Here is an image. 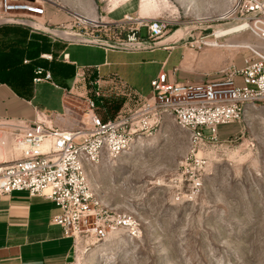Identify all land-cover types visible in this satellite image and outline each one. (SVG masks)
<instances>
[{
	"label": "rangeland",
	"instance_id": "obj_1",
	"mask_svg": "<svg viewBox=\"0 0 264 264\" xmlns=\"http://www.w3.org/2000/svg\"><path fill=\"white\" fill-rule=\"evenodd\" d=\"M234 1L53 0L47 18L57 13L67 15L74 23L80 20L87 24H110L126 15L167 20L170 27L160 41L180 36L178 43L167 47H176L183 61L189 55L194 57L182 75L188 76L183 82H196L227 66L244 65L248 49L227 43L257 42L253 34L242 32L217 40V47L205 44L214 40L216 33L236 28L233 23L216 21ZM46 38L24 31L8 32L0 36V59L9 63L22 60L25 65L26 60L37 59L49 49ZM63 50L64 46H57L54 53L57 56ZM67 53L80 68L93 69L89 65L102 58L80 45L69 46ZM179 54L172 58L170 67ZM163 58V53L131 55L115 51L108 58L110 66L99 74L104 79L116 76L127 84L131 81L141 95L148 97L151 81L160 68L156 60ZM32 63L26 65L32 68ZM13 68L6 65L4 70ZM46 68L57 87L38 85V103L61 112V96L65 88L70 89L75 68L57 62L46 64ZM237 81L242 85L240 78ZM102 93L101 109L110 119L122 108L128 111V98L122 92L112 93L102 87ZM65 104L70 117L61 112L51 120L58 119L64 129L70 130L69 122L79 126L83 106L75 97L66 99ZM20 154L0 128V169ZM199 160L206 162L204 170L199 171ZM87 174L100 198L114 212L128 214V230H118L102 242L77 241L70 264H264V104L251 106L241 122L221 126L218 141L200 145L194 143L190 133L166 119L133 150L88 167ZM198 177L202 186L195 190Z\"/></svg>",
	"mask_w": 264,
	"mask_h": 264
},
{
	"label": "built area",
	"instance_id": "obj_2",
	"mask_svg": "<svg viewBox=\"0 0 264 264\" xmlns=\"http://www.w3.org/2000/svg\"><path fill=\"white\" fill-rule=\"evenodd\" d=\"M53 4V0H0V27H23L63 44L70 43L45 34L39 26L76 33L78 30V34L93 39L127 45L159 42L170 27L164 19L128 17L110 24L79 20L70 27L53 26L47 18V9ZM216 21L238 22L236 27L245 25L239 33L250 32L264 42V0H235ZM248 51L241 68L230 65L202 81L177 82L169 73H160L151 81L150 96L137 108L112 119L105 118L106 111L101 109L104 96L99 69L76 68L64 98L75 97L83 106L78 127H57L44 115L27 126L0 122V128L21 152L20 158L0 169V204L14 192L50 200L60 210L52 224L73 238L75 244L83 240L106 241L118 230H128V214L114 212L100 198L88 180V167L130 152L166 119L190 133L197 145L218 141L221 126L241 122L251 106L264 104V51ZM41 59L50 63L55 60L53 54H44ZM62 62L69 63L67 54L62 56ZM34 74L35 84L52 82L49 70L37 67ZM197 165L201 171L206 162L199 160ZM201 186L198 177L193 189Z\"/></svg>",
	"mask_w": 264,
	"mask_h": 264
},
{
	"label": "crops",
	"instance_id": "obj_3",
	"mask_svg": "<svg viewBox=\"0 0 264 264\" xmlns=\"http://www.w3.org/2000/svg\"><path fill=\"white\" fill-rule=\"evenodd\" d=\"M126 17H128V15L124 16L122 20L115 21L114 23L121 22ZM72 21L73 20L70 21V17L67 15L65 16L57 13L50 19L53 26L70 27L74 24ZM23 31L31 35H39L32 34L28 29L23 27L2 26L0 27V36H7L8 32H11L12 35L13 33ZM46 39L49 49L42 52L37 59H29V61H25L29 62V65L32 62H35V64L32 63V68H29L28 65H26L27 63L24 65L23 62L22 64V60H16L14 63H9L6 61L4 62V59H0V122L22 124L23 126H27L36 122L37 116L41 117V115H44L51 120L54 116H61V112H64V114H69L70 117V109L65 104L64 94L61 96V112L57 111L53 107H50V105H47L44 102L38 103V85L44 84L53 87L57 86H55L56 84L53 82V75L50 70L52 82L35 84V76L32 74V69H34V67H41L48 70L46 68V64H53L54 62L67 67H74L75 69L73 74L72 76L70 75L71 86L76 75V68H80L77 66L75 61H72L71 55L67 53V48L73 45L55 42L50 38ZM206 45L214 46L210 44ZM57 46H64V50L56 56L54 50ZM80 46L89 47L90 50L94 53L100 54L102 57H99L98 62L89 65V67L93 66L94 70L99 69L98 74L102 68L110 66L111 63L108 61V58L115 51L107 50L101 47L85 45ZM217 46L220 45L218 44L214 47ZM222 46L227 47V45ZM176 49V47H165L154 51L124 53L131 55H155L157 53H163L164 58L156 60L160 66L156 77L160 73H169L171 78L175 81L183 82V80L185 81L188 76L182 75V73L184 74L186 71L185 69H188L189 65H191L195 59L193 56L189 55L183 61ZM177 53L179 54V57L176 63L170 67L172 64V58ZM44 54H53L55 60L50 63L41 59V56ZM64 54L68 55L69 63L62 62V56ZM6 65H11V67L14 68L6 71L4 70ZM24 67L28 69L25 70ZM21 73H24L23 80H21L19 76ZM101 79L103 80L102 84L104 91L109 90L112 93L122 92L123 96L128 98L125 103V106H128V111L137 108L141 104L142 100L147 97L145 95H141L140 91H138L135 87L136 85H134L131 81L130 83L128 81L127 84L116 76H109V78L106 79L101 77ZM130 90H132L133 93H130ZM124 110L125 109L122 108L121 110L116 111V116H119L127 111V109L126 111ZM105 118H109L107 113ZM59 122L60 121H58V119H55V121L52 120V123H55V126L64 128V124ZM68 126L71 128L76 127L73 122H69ZM19 157H21V154L18 158ZM58 214H60V210L53 202L42 197H31L27 192H14L9 197L5 198L0 204V264H70L75 255V242L73 238L66 237L60 227L52 224V218Z\"/></svg>",
	"mask_w": 264,
	"mask_h": 264
},
{
	"label": "water",
	"instance_id": "obj_4",
	"mask_svg": "<svg viewBox=\"0 0 264 264\" xmlns=\"http://www.w3.org/2000/svg\"><path fill=\"white\" fill-rule=\"evenodd\" d=\"M235 24L237 26L238 22H230ZM41 31H43L45 34L55 37L65 43H70L74 45H86V46H94V47H101L113 51H127V52H143V51H154L157 49L165 48L167 46H173L170 40H167L166 42H156V43H150V42H144L138 45H127V44H120L108 40H98L93 39L90 37H87L82 34H78L73 31H67V30H61V29H55V28H49V27H43L39 26Z\"/></svg>",
	"mask_w": 264,
	"mask_h": 264
},
{
	"label": "bare ground",
	"instance_id": "obj_5",
	"mask_svg": "<svg viewBox=\"0 0 264 264\" xmlns=\"http://www.w3.org/2000/svg\"><path fill=\"white\" fill-rule=\"evenodd\" d=\"M243 29H245V25H239L238 27H236L234 29H231V30H227V31H220V32H218V33H216L214 35V40L205 42V44H210V45L216 46L218 44L217 40L223 39V38H225L227 36H230V35H233V34H239V32L241 30H243ZM180 39H181L180 36H176V37L172 38L169 42H171L172 44L178 43V41ZM256 41L257 42L254 43L251 40H244L242 42L227 43V45L230 46V47H237V48H240V49H243V48L249 49V48H251V49H254V50L264 51V42L260 41L257 38H256ZM88 180H89V177H88ZM89 182H90V180H89Z\"/></svg>",
	"mask_w": 264,
	"mask_h": 264
},
{
	"label": "trees",
	"instance_id": "obj_6",
	"mask_svg": "<svg viewBox=\"0 0 264 264\" xmlns=\"http://www.w3.org/2000/svg\"><path fill=\"white\" fill-rule=\"evenodd\" d=\"M35 69H36V67H34V69H32L33 76H35V74H34ZM19 76H20V79L23 80L24 73H21Z\"/></svg>",
	"mask_w": 264,
	"mask_h": 264
}]
</instances>
